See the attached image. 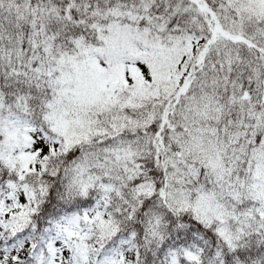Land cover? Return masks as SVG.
<instances>
[{
	"label": "snow or ice",
	"instance_id": "obj_1",
	"mask_svg": "<svg viewBox=\"0 0 264 264\" xmlns=\"http://www.w3.org/2000/svg\"><path fill=\"white\" fill-rule=\"evenodd\" d=\"M0 264H264V0H0Z\"/></svg>",
	"mask_w": 264,
	"mask_h": 264
}]
</instances>
